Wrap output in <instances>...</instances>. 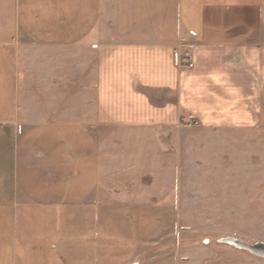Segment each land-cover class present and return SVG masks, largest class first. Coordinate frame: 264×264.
<instances>
[{"label":"crops","instance_id":"1","mask_svg":"<svg viewBox=\"0 0 264 264\" xmlns=\"http://www.w3.org/2000/svg\"><path fill=\"white\" fill-rule=\"evenodd\" d=\"M190 131H264V0H0V264H212L158 214Z\"/></svg>","mask_w":264,"mask_h":264},{"label":"rangeland","instance_id":"2","mask_svg":"<svg viewBox=\"0 0 264 264\" xmlns=\"http://www.w3.org/2000/svg\"><path fill=\"white\" fill-rule=\"evenodd\" d=\"M81 102L88 106L87 97ZM90 108L93 109L91 103ZM79 118L84 119L83 115ZM177 140L180 174L177 190L168 200L174 210L158 213L161 220L176 222V245L190 241L202 247V253L193 250V255L208 258L212 264H233L238 260L244 264L246 259H253V255L220 244L217 239L233 236L247 243L264 241V131H190L178 133ZM128 216L133 213H114L112 218L128 220ZM78 218L69 212L59 221ZM91 218L80 216L82 220ZM218 258L223 261L220 263Z\"/></svg>","mask_w":264,"mask_h":264},{"label":"water","instance_id":"3","mask_svg":"<svg viewBox=\"0 0 264 264\" xmlns=\"http://www.w3.org/2000/svg\"><path fill=\"white\" fill-rule=\"evenodd\" d=\"M217 242L220 244L233 246L238 250L245 251L253 256L264 259V241L247 243L233 236H222L217 239Z\"/></svg>","mask_w":264,"mask_h":264},{"label":"built area","instance_id":"4","mask_svg":"<svg viewBox=\"0 0 264 264\" xmlns=\"http://www.w3.org/2000/svg\"><path fill=\"white\" fill-rule=\"evenodd\" d=\"M182 65L188 66V67H193L192 61H187V60L182 61ZM183 124L184 125H197L198 121L192 119L190 121H184Z\"/></svg>","mask_w":264,"mask_h":264}]
</instances>
